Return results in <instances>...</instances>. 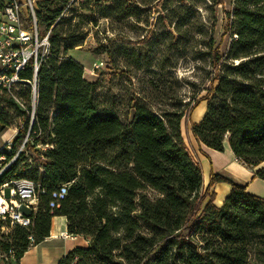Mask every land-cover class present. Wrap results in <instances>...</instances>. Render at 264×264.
Wrapping results in <instances>:
<instances>
[{
  "label": "trees",
  "instance_id": "1",
  "mask_svg": "<svg viewBox=\"0 0 264 264\" xmlns=\"http://www.w3.org/2000/svg\"><path fill=\"white\" fill-rule=\"evenodd\" d=\"M128 1L108 0L98 5V14L116 20L139 15ZM161 1L164 18L171 20L184 0ZM69 2L36 3L39 34L50 30L49 56L38 71L30 127L28 87L20 85L14 99L0 92V130L11 127V112L19 118L10 151L0 154L9 161L27 133L24 147L34 153L31 159L20 152L0 175V185L26 178L44 190L30 228L0 233V252L12 250L18 263L29 246L49 235L51 218L63 216L67 234L88 243L57 264H249L253 248L264 264V198L215 173L201 194V166L183 143L186 112L207 100L204 115L190 127L192 136L218 152L227 146L253 179L264 181V0H233L224 27L227 51L210 46L218 70L205 96L190 109L188 103L173 111L155 112L137 102L129 122L101 109L95 84L69 57L81 46L85 27ZM22 25L31 28L24 16ZM174 29L180 32L176 24ZM30 75L27 70L22 77ZM45 145L50 148H37ZM65 183L71 184L59 207L49 208L50 192ZM217 183L230 187L220 206L213 202L214 192L208 194Z\"/></svg>",
  "mask_w": 264,
  "mask_h": 264
},
{
  "label": "rangeland",
  "instance_id": "2",
  "mask_svg": "<svg viewBox=\"0 0 264 264\" xmlns=\"http://www.w3.org/2000/svg\"><path fill=\"white\" fill-rule=\"evenodd\" d=\"M141 1L147 4L142 5ZM149 2L129 0V5L138 6L139 15L124 20L99 16L98 5H108V0L69 2L70 9L83 15L85 27L81 30L84 34L81 46L69 51L68 55L82 66L84 78L95 84V96L101 109L117 115L123 122L131 121L137 102L148 105L155 112L183 109L188 103L190 109L193 101L206 95L210 81L217 73L218 66L215 67L210 56L212 48L225 53L230 41L224 27L233 0H184L175 7L171 20L164 18L166 11L161 7V0ZM175 24L180 32L175 31ZM206 109L207 100H202L186 112L184 137ZM10 119L11 127L0 130L2 152L8 151L6 147L13 143L18 132L15 125L19 118L11 112ZM21 147L22 143L16 152ZM22 149L25 157L34 158L30 149ZM201 169L202 194L212 171L208 173L205 165ZM229 190L228 184L217 183L208 194L214 192L213 202L220 206ZM251 191L264 197V188L257 182L250 186ZM147 192L155 196L154 192ZM207 201L208 197L202 201L200 209ZM0 233L9 236L12 231ZM13 254V251L0 252V261H14ZM257 254V249H251L249 264H259Z\"/></svg>",
  "mask_w": 264,
  "mask_h": 264
},
{
  "label": "built area",
  "instance_id": "3",
  "mask_svg": "<svg viewBox=\"0 0 264 264\" xmlns=\"http://www.w3.org/2000/svg\"><path fill=\"white\" fill-rule=\"evenodd\" d=\"M36 3L35 0H25L24 3L10 0L4 2L3 8L0 9V92L14 99L20 90V85L28 87L30 99L28 127L34 121L38 98V94H33V86H38L39 68L49 56L50 30L43 36L39 34L35 16ZM23 16L30 20V29L22 25ZM27 70L31 75L28 79H24L22 74ZM18 105L21 109H25L22 103ZM27 139L28 133L23 139L21 149L9 161H6V157H0V175L20 152H24L22 148ZM6 148L10 151L11 143ZM37 148L45 151L50 146H38ZM70 184H61L50 192L49 208L59 207ZM43 193L44 190L29 179L4 181L0 185V231L7 233L16 226L30 228L32 216L36 213L39 204V196ZM61 237L69 236L67 233H62ZM11 252L12 250L9 251Z\"/></svg>",
  "mask_w": 264,
  "mask_h": 264
},
{
  "label": "crops",
  "instance_id": "4",
  "mask_svg": "<svg viewBox=\"0 0 264 264\" xmlns=\"http://www.w3.org/2000/svg\"><path fill=\"white\" fill-rule=\"evenodd\" d=\"M183 143L201 167L204 165L207 167L208 173L212 171V173L219 174L235 184L246 186V190L256 196L259 195L255 194L254 191L250 192V186L257 182L264 188V183H262L264 181L258 178L253 179L252 170L243 166L227 146L223 152L210 149L199 143L189 129L186 131ZM62 233H67L66 218L54 216L50 221L49 235L43 241L29 246L18 263L11 260L8 262L0 261V264H57L67 252L75 247H85L88 243L87 239L82 236L67 234L69 237L62 238Z\"/></svg>",
  "mask_w": 264,
  "mask_h": 264
},
{
  "label": "bare ground",
  "instance_id": "5",
  "mask_svg": "<svg viewBox=\"0 0 264 264\" xmlns=\"http://www.w3.org/2000/svg\"><path fill=\"white\" fill-rule=\"evenodd\" d=\"M36 86H33V94H36ZM0 153H1V151H0ZM0 157H4V155L3 154H0ZM23 179H26V178H23Z\"/></svg>",
  "mask_w": 264,
  "mask_h": 264
}]
</instances>
